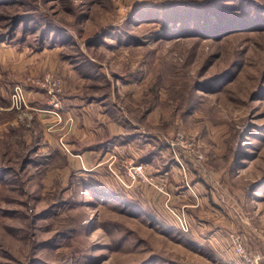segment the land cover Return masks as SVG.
Returning a JSON list of instances; mask_svg holds the SVG:
<instances>
[{
  "label": "rangeland",
  "instance_id": "374dc122",
  "mask_svg": "<svg viewBox=\"0 0 264 264\" xmlns=\"http://www.w3.org/2000/svg\"><path fill=\"white\" fill-rule=\"evenodd\" d=\"M12 1L0 5V264H264V0ZM198 7L210 24L220 9L221 28L201 27ZM21 13L39 18L12 33ZM47 73L62 121L10 107L14 84L39 90L29 77ZM151 134L170 152L136 163L159 146ZM119 135L132 139L108 145L102 177L170 232L87 189L100 174L75 148ZM131 164L157 186L123 185Z\"/></svg>",
  "mask_w": 264,
  "mask_h": 264
},
{
  "label": "trees",
  "instance_id": "16d2710c",
  "mask_svg": "<svg viewBox=\"0 0 264 264\" xmlns=\"http://www.w3.org/2000/svg\"><path fill=\"white\" fill-rule=\"evenodd\" d=\"M12 0H0V5H4V4H11ZM198 14L201 15V21H199V24L201 22H204V25L201 26V27H207L208 26H211V28H214V27H219L221 28V24L224 23L222 21V19L219 21V16H222L221 13H220V9H218L219 12L218 13V17H216L217 19V23H212L210 24L209 22V19L211 16H207V14H209L208 11H205V7H198L196 8ZM39 18V17H36L35 15H28L26 13H21V14H16L14 16V26L12 27V30L11 32H15L16 28L18 27V25L24 21V22H27L25 24V27L26 25L30 24V20L31 18ZM207 18V19H206ZM212 18V17H211ZM209 23V25H208ZM233 23V22H231ZM210 28V27H209ZM183 31H186L188 30L189 32L193 31H198L199 27L197 26V28H193V29H189L188 26L184 28H182ZM215 30L213 29L212 33L214 32ZM207 32V31H206ZM210 31H208V33H210ZM212 35V34H211ZM10 98V96H9ZM10 102V100H9ZM119 138L117 140L114 141V139H110L112 142L111 144L113 145L114 142H120V143H124V142H127L129 141V139L131 140L132 138H130L129 136H125V137H121L120 135L118 136ZM126 137H129V138H126ZM150 137L155 141L157 142V144H159V146L156 147V149H152L151 151H149L148 153H145L144 155L142 153H140L139 157L135 160L136 163H140L142 161H147L148 160V157L154 153V152H163L164 150H169L170 152V145L168 142H166L164 144V142H162V140L157 137L156 135L154 134H151ZM138 149L139 150H143V146H145L144 142H139L138 144ZM81 150H86V149H92L94 147L96 148H99L98 149V153L100 156H103L107 150H108V143H101V142H98V141H85L84 143H81ZM80 149H75V153L79 154V151ZM142 154V155H141ZM171 160L172 162L174 161V163H179L176 159V157L174 156H171ZM104 165L101 164L99 165L98 167H95L94 168V171L93 172H97L100 174V176L98 178H95L93 179L92 181H89L88 183V186H87V189L91 190L95 196L99 197V198H102L104 201H110L113 205H118L119 206H122L121 208L123 209H138L137 206H140L141 205V209H143L142 211L144 210H148V214L151 215V218L155 221H159L161 224H163L164 228L168 230V232H170V230H172V228L170 227V225L164 223L163 221H161L162 219L155 214V212H153L151 209V207H147L142 200L139 199V197H141L140 194L139 197H136V196H133L132 194L128 193L123 187H118L116 186L115 184L111 183V182H108L106 179H104L102 176H104V173H102L101 169H102V166ZM108 170V169H107ZM106 172V171H105ZM151 212V213H150ZM145 213V212H144ZM147 213V212H146ZM175 226L178 228V230L176 232H180L181 234L184 233V231L180 228L177 220H175ZM172 232V231H171ZM154 260H149L147 262H145V264H149L150 262H152Z\"/></svg>",
  "mask_w": 264,
  "mask_h": 264
},
{
  "label": "built area",
  "instance_id": "2783aa9c",
  "mask_svg": "<svg viewBox=\"0 0 264 264\" xmlns=\"http://www.w3.org/2000/svg\"><path fill=\"white\" fill-rule=\"evenodd\" d=\"M31 82H34L38 85H40L48 95V101L51 105L50 109H43L45 111H51L54 113L59 121L63 120V116L59 112V109L61 108V98H60V91H61V80L56 77L53 73H47L44 77H38V78H30ZM28 82V81H27ZM29 99H28V89L23 83H16L14 84L11 93H10V107L14 109H23L29 107ZM67 122H70L69 128L72 126L73 117H68ZM183 133H178L176 137V141H172V144L177 145L179 141L183 140ZM60 141L62 143V146L69 150V147L67 146L64 137L62 136L60 138ZM178 141V142H177ZM77 155V154H76ZM80 155V154H79ZM147 167L143 164H131L128 167V170H126V177L123 178L120 175H118L119 180L122 182L125 186H132L135 182H138V180L142 179L143 181L154 184L157 186V181L154 178V176H150L149 173L146 172ZM127 178V179H126ZM173 210V209H171ZM177 222L180 226V228L183 231L188 230L189 224L187 222V219L185 217H182L181 215L177 214ZM239 251L243 252L244 250L242 247H239ZM261 255L258 254L253 257L255 263L254 264H260Z\"/></svg>",
  "mask_w": 264,
  "mask_h": 264
},
{
  "label": "crops",
  "instance_id": "0c3cea01",
  "mask_svg": "<svg viewBox=\"0 0 264 264\" xmlns=\"http://www.w3.org/2000/svg\"><path fill=\"white\" fill-rule=\"evenodd\" d=\"M38 87L39 86H37V89H34V90L28 88V99H29L30 107H34V109L39 110V111L48 112V111L43 110V109H50V107H51V105L49 104V101H48V95L46 94L45 89H43L42 87H40L39 90H38ZM32 94H35V98L34 99L30 98V95H32ZM30 102L32 104H34L35 106L31 105ZM62 107H63V104L61 105V108ZM49 112H51V111H49ZM75 117H78V116H75ZM75 128H76V126H75ZM76 129H74V130L76 131ZM75 131H74V133H75ZM93 138H96V137H90V139H93ZM71 140H72V143H74L75 145H79V143L83 142V141H80V140L75 141L76 140L75 138L74 139H71ZM98 142H101V141H98ZM111 143L112 142H109L108 141V145L109 146L111 145ZM117 144L125 145L126 143L114 142L113 145H117ZM75 149H77V150L80 149L79 150L80 151L79 154L80 155H82V154L85 155V157L87 158V160L89 159V157L92 159L91 161L88 160V162L90 163V165H92V168L98 167L99 165L103 164L104 161L106 160V158L104 157V155L106 153H108V152H106L103 156H100L99 153H98V149L99 148H96V147H94L92 149H86V150L84 149V150H81L82 148L79 147V146H77V148H75ZM93 158H94V160H93Z\"/></svg>",
  "mask_w": 264,
  "mask_h": 264
}]
</instances>
